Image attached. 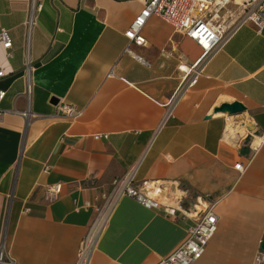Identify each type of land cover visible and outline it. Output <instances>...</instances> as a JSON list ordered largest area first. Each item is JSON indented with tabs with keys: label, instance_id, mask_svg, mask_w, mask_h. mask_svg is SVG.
<instances>
[{
	"label": "crops",
	"instance_id": "obj_1",
	"mask_svg": "<svg viewBox=\"0 0 264 264\" xmlns=\"http://www.w3.org/2000/svg\"><path fill=\"white\" fill-rule=\"evenodd\" d=\"M41 2L27 43L29 0H0V27L12 38L10 54L0 41V237L5 227L9 255L19 264H74L104 216L89 264H155L189 219L123 193L101 212L113 180L134 167L136 181L175 180L217 200L216 230L191 264H253L264 234V27L238 25L162 120L202 53L193 38L151 14L145 42L135 43L124 31L138 0ZM233 100L245 109L229 115L222 104ZM64 103L77 112H62ZM230 120L236 138L225 136ZM57 181L60 193L45 200L44 187Z\"/></svg>",
	"mask_w": 264,
	"mask_h": 264
},
{
	"label": "built area",
	"instance_id": "obj_2",
	"mask_svg": "<svg viewBox=\"0 0 264 264\" xmlns=\"http://www.w3.org/2000/svg\"><path fill=\"white\" fill-rule=\"evenodd\" d=\"M142 6L139 12L129 23L124 34L137 44L145 42L141 28L151 14H157L168 21L175 29L184 32L193 38L202 48L200 56L181 76L175 90L167 100L165 119L171 113L179 92L190 87L196 81L203 63L210 58L233 34L241 23L251 20L258 30L264 27V0H234L239 10L230 9L228 4L233 0H138ZM42 8L41 0H29L27 16L24 21L26 42L37 15ZM237 11V12H236ZM235 18L232 19V16ZM0 41L9 53L12 38L8 30L0 27ZM130 51L129 48H126ZM142 58L141 56L137 55ZM26 72L29 73L30 64L26 63ZM5 69L0 60V78L5 75ZM30 81L27 80L26 92L30 93ZM5 90L0 87V100ZM62 112L72 115L77 112L73 106L64 103L60 106ZM5 109L0 107V118ZM22 114L28 118L30 110L27 106ZM232 113H229L231 115ZM243 122V121H242ZM162 121L159 123V125ZM158 125V126H159ZM106 136L95 133L94 137ZM239 170L246 165L242 162L234 164ZM62 188L60 181L51 182L44 187V198L51 201L58 196ZM128 194L136 198L147 207L161 210L172 217H186L189 219L185 236L155 264H191L204 252L206 245L217 226V200L208 194L191 192L187 186L178 181L163 182L159 180H135L134 167L128 169L121 177L113 180L111 192L103 208L120 194ZM188 205L185 200L189 199ZM101 209V212L103 210ZM100 212V215H101ZM99 215V216H100ZM98 217L90 225L81 239L78 255L74 264H89L96 238L103 226L97 228ZM0 264H19L11 257L6 249V229L1 230L0 237ZM253 264H264V250L260 247L255 255Z\"/></svg>",
	"mask_w": 264,
	"mask_h": 264
},
{
	"label": "water",
	"instance_id": "obj_3",
	"mask_svg": "<svg viewBox=\"0 0 264 264\" xmlns=\"http://www.w3.org/2000/svg\"><path fill=\"white\" fill-rule=\"evenodd\" d=\"M56 100V99H54ZM223 109L227 110L229 113H238L245 109V105L239 100H233L230 102H224L222 104ZM260 247L264 250V234L260 241Z\"/></svg>",
	"mask_w": 264,
	"mask_h": 264
},
{
	"label": "bare ground",
	"instance_id": "obj_4",
	"mask_svg": "<svg viewBox=\"0 0 264 264\" xmlns=\"http://www.w3.org/2000/svg\"><path fill=\"white\" fill-rule=\"evenodd\" d=\"M240 125H242V123H240ZM236 126H237V122L236 121H232L230 120L227 124L226 130H225V136L226 137H231V138H236ZM237 134H239V132H237ZM259 141V139H256V143ZM104 216L101 217V220L97 222V228L100 227L101 224H103V221L105 219H103ZM106 217V216H105Z\"/></svg>",
	"mask_w": 264,
	"mask_h": 264
},
{
	"label": "rangeland",
	"instance_id": "obj_5",
	"mask_svg": "<svg viewBox=\"0 0 264 264\" xmlns=\"http://www.w3.org/2000/svg\"><path fill=\"white\" fill-rule=\"evenodd\" d=\"M228 7L230 8V9H236V10H239V7L237 6V4H235V1L233 0V1H231L229 4H228ZM237 12V11H236ZM235 18V15L234 16H232V19H234ZM228 116V115H227ZM235 117H237V118H240V117H238V116H235ZM107 206V205H106ZM104 209V208H103Z\"/></svg>",
	"mask_w": 264,
	"mask_h": 264
}]
</instances>
